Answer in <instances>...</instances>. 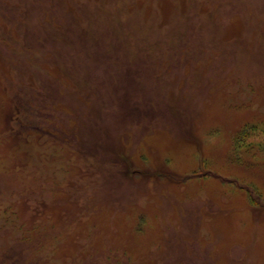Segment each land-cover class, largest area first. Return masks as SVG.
<instances>
[{
	"label": "rangeland",
	"instance_id": "rangeland-1",
	"mask_svg": "<svg viewBox=\"0 0 264 264\" xmlns=\"http://www.w3.org/2000/svg\"><path fill=\"white\" fill-rule=\"evenodd\" d=\"M0 264H264V0H0Z\"/></svg>",
	"mask_w": 264,
	"mask_h": 264
}]
</instances>
